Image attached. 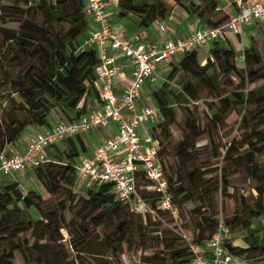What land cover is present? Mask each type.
<instances>
[{"label": "trees", "instance_id": "obj_1", "mask_svg": "<svg viewBox=\"0 0 264 264\" xmlns=\"http://www.w3.org/2000/svg\"><path fill=\"white\" fill-rule=\"evenodd\" d=\"M117 15H133L134 31H147L156 20H164L175 5L183 8L198 23L213 26L224 22L228 12L215 18V7L220 0H115ZM84 0H9L0 11L13 16L16 28L0 24V151L20 139L23 131L50 126L48 116L57 115L68 122L84 112L78 107L88 93L96 95L94 68L98 62L94 50L78 51V45L90 25L83 11ZM257 37L264 36V24L257 22ZM250 36L241 61L235 59L236 50L228 41H213L208 48L191 49L172 62L167 80L156 88L150 85L151 96L160 108L161 119L156 128L159 157L164 175L177 207L192 201L197 190H208L203 171L193 164L192 154L196 138L208 131L210 136L233 109L239 114L242 137L238 145L228 142L221 161L233 168L244 169L253 181L256 195L245 200L230 217L223 219L230 231L240 229L245 246L227 243L228 250L248 264H259L264 259V229L254 224L264 216V164L249 161L239 149L247 147L254 156L264 155V49L259 50ZM250 81L262 80L258 87L247 88ZM237 76L239 83L229 95H221L222 80L231 83ZM218 97L210 105V127H200L189 109L197 105V92ZM176 104L184 114L183 135L166 151L161 143H169L170 125L176 122ZM84 151L80 137L74 136L50 144L47 160L33 167L34 175L52 196H58L47 205L39 192H26L17 180L0 184V264H67L70 249L82 251L83 246L98 238L110 256L122 253L123 245L131 246L135 237L144 244L148 236L162 246L166 257L147 255L137 264H190L188 241L180 233L161 227L166 218L174 223L172 215L157 205V194L139 188L143 200L152 213H133L128 204L113 198L112 185L102 183L86 186L81 192L72 189L75 184L74 165ZM170 153L174 166L167 171L164 155ZM224 169V167H223ZM226 180L221 184L223 191ZM218 188V183H215ZM70 211L67 223L64 212ZM195 238L191 242L206 241L216 228L218 218L199 212ZM179 217V213H178ZM70 236L66 246L60 229ZM33 240V241H32Z\"/></svg>", "mask_w": 264, "mask_h": 264}, {"label": "built area", "instance_id": "obj_2", "mask_svg": "<svg viewBox=\"0 0 264 264\" xmlns=\"http://www.w3.org/2000/svg\"><path fill=\"white\" fill-rule=\"evenodd\" d=\"M114 1L84 0L83 5L90 25L78 51L94 50L97 56L94 68L97 107L71 121H57L35 129L25 136L22 151L6 146L0 151V178H14L27 168L45 162V148L50 144L101 128L108 133L89 153L83 152L76 159L75 181L82 182L83 187L110 183L113 198L139 213L153 212L139 188L152 191L158 196V207L176 220L178 210L158 154L155 131L161 119L160 108L152 102L140 103L141 89L158 79L167 80L162 74L164 67H169L184 52L208 48L213 41L230 42L236 50L235 59L241 61L245 48L243 29L264 20V0H226L232 10L224 22L213 26L198 23L184 35L149 42H143L136 32L112 25L107 9ZM215 10L222 11L225 7L219 4ZM154 22L159 36L169 31L164 20ZM230 237L228 225L219 218L206 241L188 240L190 264H248L228 250Z\"/></svg>", "mask_w": 264, "mask_h": 264}, {"label": "rangeland", "instance_id": "obj_3", "mask_svg": "<svg viewBox=\"0 0 264 264\" xmlns=\"http://www.w3.org/2000/svg\"><path fill=\"white\" fill-rule=\"evenodd\" d=\"M1 4H9V0H0ZM226 10H231L229 4L226 3V0H220ZM179 6V5H175ZM179 8V7H178ZM226 10L219 11L215 14V18H221ZM115 15L117 14L118 8L114 5ZM190 18L196 19L195 16H189ZM124 23L131 24V20L128 16L120 17ZM264 24V20L261 22ZM0 24L5 27L16 28L18 26L17 20L10 15L0 11ZM257 22L247 26L243 29L242 39L244 45L249 44L250 36L254 37L253 44L258 47L259 50L264 49V36L259 35L257 37ZM140 34L143 31H138ZM1 38V37H0ZM170 67L163 69L164 75L169 73ZM253 74L247 76L246 78V87H258L262 84V80L256 79L250 81V77ZM161 79L156 80L153 83V87L156 88L161 84ZM230 82L227 80H222L219 93L221 95H229L231 91L235 90L236 85L239 83V78L237 76H232ZM147 84L141 89V98L140 103H155L151 96V90L147 87ZM149 87V85H148ZM197 105L189 107L193 115L198 119L200 127L208 128L209 118L212 115V111L209 108L210 105H213L217 102L218 97L214 95H209L199 90L197 92ZM176 109V122L170 125L171 137L169 143H161L166 147V151H171V147L181 139L183 135L182 121L184 114L176 104H173ZM239 114L235 109L231 110L226 116L222 123H219L216 127V130L210 136V133L206 131L196 138V142L192 151L194 156L193 164L199 166L203 171V179L208 181L205 184H209L208 190H197L195 197L192 201L185 203L183 206L178 207L179 217L174 220V223H169L166 221V218L161 220V227H168L174 232H179L180 235L185 240H191L195 238L196 235V225L200 221V217L196 211L193 209L198 207L199 212L204 214H213L215 218H221L222 220L225 217H230V215L237 209L242 206L245 200H250L253 196L256 195L255 190L252 188L253 181L249 178L247 172L244 169L233 168L228 166V164L221 161L222 155L225 151V145L228 142L234 143L235 146L238 145L242 137V130L239 127ZM27 131L26 129L21 134L20 138H25ZM47 148V147H46ZM45 148V152H46ZM240 152H244L249 159V161H259L264 164V155L254 156L248 152L247 147L239 149ZM164 158L167 162V171H169L170 166H174V158L168 153L164 155ZM224 167V169H223ZM3 178V177H2ZM223 178L226 180V188L223 191L221 184H223ZM13 180H17L24 192L34 189L40 193L42 198L45 200L47 205H52L58 196L50 195L43 184L38 180L34 175L32 168H27L24 172L15 175ZM10 179V180H12ZM215 183H218V188L215 187ZM83 183L75 181L72 189L75 192H81L83 190ZM130 211L133 213H138L133 210L130 205H128ZM65 221L68 223L73 217L70 211L64 212ZM261 226V229H264V216L259 217L254 224ZM60 232L63 235V241L65 245H68L70 236L67 233L66 229L61 228ZM99 237L101 235L99 234ZM99 237H95L87 245L83 246L82 251H76L70 249L69 257L67 264H137L143 262V257L147 255H157L160 257L165 256V250L162 249V246L155 244L148 236H144L145 243L138 244V240L135 237V240L132 242L131 246L123 245L122 253L118 256H110L109 250L101 246L98 241ZM33 241V240H32ZM231 241L234 246L241 247L239 245L245 246V242L242 238V231L240 229H235L231 231ZM162 260V259H161ZM15 264H23L21 258L15 260ZM27 264H34L33 261L28 262ZM160 264V263H159ZM164 264V263H161ZM259 264H264V259L260 260Z\"/></svg>", "mask_w": 264, "mask_h": 264}, {"label": "crops", "instance_id": "obj_4", "mask_svg": "<svg viewBox=\"0 0 264 264\" xmlns=\"http://www.w3.org/2000/svg\"><path fill=\"white\" fill-rule=\"evenodd\" d=\"M114 5H116L115 1L107 9L108 16H109V19H110L112 25L114 27H116V28H121V29H124V30L129 31V32L138 33L141 36V40L143 42L161 41L166 36H172V37L181 36V35H184V34L188 33L189 31H191L198 24L197 19L190 18L189 15L187 14V12L183 8H181L180 6H174L172 8L170 14L164 19V21L169 26V31L164 36H159L158 35V33L156 31V28H155V22L150 24V26H149L147 31H143L140 34L138 31H134L131 28L132 25L130 26L129 24L124 23L123 20L117 14L115 15ZM225 10H226V8H225ZM231 10H226V11L230 12ZM127 16L131 20V24L134 23V21H136V17L135 16H133V15H127ZM112 52L113 51L110 50V53H112ZM118 60L120 61L121 59H118ZM165 68H167V67H164L163 69H165ZM146 87L150 90V85H149V87H148V85ZM83 103L85 104L84 112L88 111L89 109L97 107L98 101H97L96 95L91 92V93H88L87 95L83 96V98L80 100V102L78 104V107H81ZM48 119H49V122H50L51 125L54 124L57 121H60V119L54 113H51L48 116ZM35 129L36 128H34L32 126H28L26 128V131H27L26 134H29V133L33 132ZM107 133L108 132L105 129H101L100 128V129H97V130H94V131H89L87 133L78 135L80 137V140H81L82 145L84 147V151L83 152L84 153H89L92 150V148L97 143H99L101 138L104 135H106ZM7 146L9 148L14 149V150L22 151V149L24 148V138H20L14 144H10V145H7ZM10 179H12V178H6V177L2 178L1 177L0 178V184L4 183V182H6V181H8ZM232 244H233V242H232ZM239 246L243 247L242 245H239Z\"/></svg>", "mask_w": 264, "mask_h": 264}]
</instances>
